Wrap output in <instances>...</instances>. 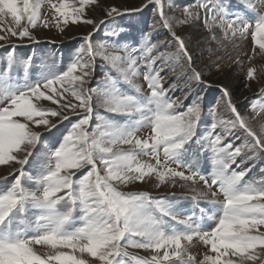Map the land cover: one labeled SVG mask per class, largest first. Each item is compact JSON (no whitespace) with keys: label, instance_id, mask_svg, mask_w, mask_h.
<instances>
[{"label":"snow or ice","instance_id":"obj_1","mask_svg":"<svg viewBox=\"0 0 264 264\" xmlns=\"http://www.w3.org/2000/svg\"><path fill=\"white\" fill-rule=\"evenodd\" d=\"M96 4L0 0L6 42L10 35L39 44L38 27L93 26L66 65L0 45L11 49L0 57V166L11 168L0 176V264H264V165L249 178L250 162L264 155V122H250L222 85L215 105H205L202 89L212 85L176 30L202 22L216 50L250 37L251 61L264 56V0H196L180 15L167 0H145L86 18ZM149 6L147 31L130 39L133 22L122 18ZM102 26L109 30L94 41ZM161 28L166 35L154 40ZM245 79H255L253 67ZM98 108L123 122L99 116ZM250 108L264 113V88ZM153 181L172 189L123 190ZM181 199L191 208L178 210ZM194 240L204 246L202 257L190 251Z\"/></svg>","mask_w":264,"mask_h":264},{"label":"rangeland","instance_id":"obj_2","mask_svg":"<svg viewBox=\"0 0 264 264\" xmlns=\"http://www.w3.org/2000/svg\"><path fill=\"white\" fill-rule=\"evenodd\" d=\"M145 0H97V4L94 6H89L86 18L100 20L105 17V8L111 6H117L121 10L123 9H134L139 8ZM168 3L172 4V10L180 15L182 9L185 5L191 6L196 0H167ZM42 12L50 15V9L45 4L42 8ZM171 14V13H170ZM152 7L149 6L140 13H134L132 16L125 15L122 18V23L133 22V27L128 30L129 38H135L137 42L140 37V29L147 31L146 25L151 22ZM201 15L202 12H201ZM92 25H87L84 23H78L76 25L69 24L65 30L60 31L55 27L45 29L43 27H38L34 35L40 41L39 44H31L27 39L21 41L17 37H12L9 35L8 41L0 40V45L5 44H16L21 45L16 49L18 53H32L36 52L38 56H43L47 54L50 57V62L55 61L58 64L63 63L66 65L68 63L69 53L72 52L78 45L82 42L81 37L86 35L88 32L92 31ZM109 30L108 27L102 26L100 31L95 33L93 36L94 41H99L105 37V33ZM177 34L181 35L186 41L189 50L193 53L195 59V66L197 69H202L204 71V79L208 81L212 87L203 88L202 91L205 93L204 103L208 107L215 105L216 100L219 99L221 93L216 87L217 85H222L227 88L231 94L233 102L238 106V110L241 113L248 115L250 122L259 123L264 122V113H261L260 109L253 112L250 108V104L255 94H258L261 88H264V56H254L250 61L249 56H252V43L250 37L244 41H224L225 48L216 50L215 42L211 39L210 33L203 27L202 22L199 25H177ZM217 36H220L217 30ZM0 35L4 33L0 32ZM166 35L164 29H158L157 32L153 33V39H163ZM234 44L237 45L234 47ZM11 50L9 47H0V57L6 55V52ZM169 51H174L175 46H171ZM243 61L242 65L237 64V60ZM41 61L37 59L35 71H39V65ZM97 78L103 75L104 69L101 67L103 64L102 60L97 57ZM219 64L220 68L217 70L216 65ZM3 65L0 64V68ZM249 67L255 69V79L246 80V73ZM35 73H33L34 75ZM138 82L143 83L142 78ZM247 85V86H246ZM92 87H96V79L92 81ZM146 88V85H144ZM126 90L127 85L124 86ZM182 93L176 91L174 96L179 97ZM258 98V97H257ZM190 101H185L189 103ZM207 107L205 112L207 113ZM97 112L101 117H107L109 119H117L123 122L120 117H115L110 113H107L104 108H98ZM208 124L211 123V118L207 115L204 117ZM96 121L94 120L93 123ZM61 128L66 127V125H61ZM205 128L202 126L200 129V134L202 135ZM144 134V133H141ZM205 161V157L202 156V164ZM254 165L250 177H257L260 171V167L264 165V155H258L254 161H251ZM206 166L210 171L211 161L210 158L206 161ZM11 172V168L6 165L0 166V176H8ZM12 177H9V182ZM154 181L149 183L137 182L134 185H129L123 190L126 191H149L153 195L159 193L161 195L165 194L167 191L172 189L171 184L167 186H161L160 189H156L154 186ZM4 184L0 181V187ZM202 187V185H197ZM177 193L186 192V189H181L179 186L174 189ZM179 209L191 208V201L181 199L177 201ZM201 206H204L203 204ZM204 246L199 242H193L190 247V251L193 255L202 257L204 252ZM130 252H134L138 255H147L148 253L144 250L129 248Z\"/></svg>","mask_w":264,"mask_h":264}]
</instances>
